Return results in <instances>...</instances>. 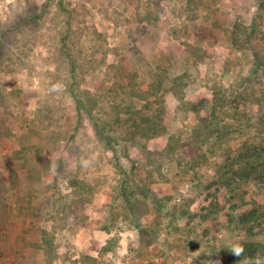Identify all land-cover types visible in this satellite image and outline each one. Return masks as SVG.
<instances>
[{"label":"rangeland","instance_id":"1","mask_svg":"<svg viewBox=\"0 0 264 264\" xmlns=\"http://www.w3.org/2000/svg\"><path fill=\"white\" fill-rule=\"evenodd\" d=\"M7 129L0 264H238L244 242L264 258V0H0Z\"/></svg>","mask_w":264,"mask_h":264},{"label":"trees","instance_id":"2","mask_svg":"<svg viewBox=\"0 0 264 264\" xmlns=\"http://www.w3.org/2000/svg\"><path fill=\"white\" fill-rule=\"evenodd\" d=\"M239 26H237L238 28ZM237 28L233 31L232 33V39H233V42L237 45H240V41L244 39V36H242L240 33H238V30ZM70 37H67L66 38V42L64 45H62L60 51L65 59V62L68 63V66L73 70H77V58H76V52L74 53L73 51V48L72 46L69 44V42H67V40H69ZM122 67V65L120 66ZM167 77L169 78L170 75H169V72L167 70ZM154 78H158V75H155ZM162 81L165 83V85H167V89H177L178 87V84L176 82L175 79H170L169 81L166 80V79H162ZM72 90L73 92L75 93V96H76V99L78 97V103L79 104H82L83 103V99L79 96V93H77V84H75V82H73L72 84ZM45 102V101H44ZM49 106L45 105L46 108H43L42 105H40L39 109H38V114L36 116L37 119H40L42 115H44L45 118H48V119H51L53 120V108L51 106V103L48 101ZM162 113L163 111L160 110L156 115L157 117H155V119H152V122H154L152 124V129L156 131V133H161L162 131L167 133L168 130H167V127L164 125L163 121H164V118L162 117ZM134 117L132 116L131 120L133 119ZM128 121V120H127ZM129 123V122H128ZM127 123V124H128ZM7 132V134H5V132L3 131L0 135H8L10 136V133H12V131L10 129H7L5 130ZM1 132V130H0ZM12 135V134H11ZM11 137V136H10ZM27 137V134L26 133H20L19 131H16L15 132V136L12 138L14 139V141L16 142V144H20V148L17 150V156H16V159L17 161L19 160L18 162V166L16 167L17 170H24L26 169L27 167V162L29 161V153H32L33 152V149L30 148V145L29 143L26 142L25 138ZM180 138H177L175 134L171 133L169 135V142H168V147H167V152L166 150L164 151V153H167L168 155L172 154L177 150L179 149L180 145H181V142H180ZM23 147V148H22ZM29 149V150H27ZM166 155V154H165ZM169 155V156H170ZM16 159H14L16 161ZM262 173V170H254V175H257L260 176ZM262 176V175H261ZM263 178V177H262ZM254 215V212L252 211L251 213L250 212H245L243 213L242 215H239L237 218H236V222L239 224V225H243L245 228L250 226L251 224V219ZM242 246L244 247V254L243 256L244 257H249L250 258H254L255 256L251 257L248 255V251L247 249L251 248V244L248 243V242H244L242 244ZM245 261L246 260H242V261H239L238 264H245ZM252 264H254L252 262Z\"/></svg>","mask_w":264,"mask_h":264},{"label":"clouds","instance_id":"3","mask_svg":"<svg viewBox=\"0 0 264 264\" xmlns=\"http://www.w3.org/2000/svg\"><path fill=\"white\" fill-rule=\"evenodd\" d=\"M61 85L59 83L53 85L52 91H60L61 90ZM95 157H93L91 160L89 159H82L81 161V166L85 169L89 168L90 165H92L94 163ZM228 250L236 257H241L244 254V247L242 246V244L240 243H234V244H230L228 246ZM255 261L256 264H260L261 261H264V258L260 257L259 255H257V257L255 259H247L245 261V264H252V262Z\"/></svg>","mask_w":264,"mask_h":264}]
</instances>
